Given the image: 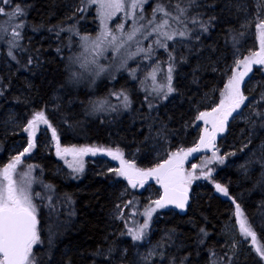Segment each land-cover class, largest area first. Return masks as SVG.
I'll list each match as a JSON object with an SVG mask.
<instances>
[{
  "label": "rangeland",
  "instance_id": "374dc122",
  "mask_svg": "<svg viewBox=\"0 0 264 264\" xmlns=\"http://www.w3.org/2000/svg\"><path fill=\"white\" fill-rule=\"evenodd\" d=\"M83 2L71 0L67 7L72 11H81L85 16L90 13L91 21H95L96 24L94 27H87V24L83 23L71 29L75 40L70 45L69 65H72L76 80L81 79V83L86 80L93 85V88L102 80H115L118 76L126 74L136 82L146 98H149L150 102L147 100L146 102L150 112L144 117L148 121L149 132L142 143L145 147L143 159L152 158L156 164L148 169L156 168L166 160L173 159L174 164L179 163L181 176L192 177L186 185L187 193L192 196V186L196 181L208 178L216 169L227 165L245 176L257 172L259 180L255 184L254 192L264 196V80L261 78L264 74V64L249 65L251 70L247 71L240 82V91L246 99L227 117L222 131L219 130L220 113L213 112L214 108L220 107L221 100L225 99L229 79L245 71L244 64L238 62L247 58H261L253 57L252 54L261 52V30L257 25L264 20V0H229L227 13L235 26L231 30L230 38L224 43L232 46V50L220 49L218 52H214L205 43L206 32L197 26L200 20L193 12V8H199L202 11L201 17H205L206 11L202 2L192 4L189 2L186 6L180 7L186 0H146L142 4L138 3L136 8H132L131 0H123L125 6L119 10L101 8V2L107 3V0H96L95 3L91 0H83ZM158 7H163L164 12L156 11ZM90 8L92 9L89 10ZM14 9L15 6L10 13L4 11L0 14V54L4 48L5 65L10 64L8 58L12 57L14 51L20 47V34L25 23L22 16L13 15ZM165 12L169 14L165 15ZM19 19H22L21 23L18 22ZM165 20L167 24L163 23ZM193 20L197 22L193 23ZM203 23H207L206 18L203 19ZM181 32L185 35L181 36ZM16 33H19V36ZM169 35L172 36L170 40L167 38ZM246 42L249 48L246 47ZM261 56L264 57V53H261ZM191 59L192 74H217L222 78V86L220 89L213 87L207 95H203L197 106H194L195 119L187 130L192 129L195 136L190 142L191 146L185 148L180 142L176 143L173 136L165 132V126L154 118L158 114V104L167 102L175 94L177 65ZM170 67L172 79L169 82L167 77ZM169 83L174 89L171 93L167 90ZM20 84L19 81L14 84L15 92L21 89ZM28 88L29 86L26 89ZM21 93H25V90L22 89ZM125 96L130 102L127 106ZM54 101L59 102L57 98ZM132 103L133 100L126 91L112 92V95L94 103L96 113L93 114L100 115L103 119L107 117L111 119L119 113H131ZM202 112L211 115L199 119ZM131 118L138 119L136 111ZM25 129H28V138H15L13 141L8 138L9 135L19 134ZM82 130L83 127L78 126L72 132L78 138ZM0 138L7 147L6 158L14 160L15 157L20 156V159L25 157V160L31 161V157H34V147H39L40 160L47 155L53 156L55 168L52 173L65 182L81 181L87 172L88 164L92 165V171L99 175L113 176L111 185L119 187L121 199L112 214L115 232L109 243H111L110 247L117 245L118 248L100 251L95 255L96 259L108 264H156L163 259L165 253L169 252L167 246H175L174 232H167L163 241L159 243L149 239L154 218L165 209L157 207L154 203L161 199L163 188L161 183L154 175L146 178L134 177L135 187H133L128 178L118 171L122 168L121 159H114L108 154L109 150L113 153L119 150L120 156L127 164L134 165L135 169L147 171V168L137 165L139 150L131 146L123 150L118 146L64 145L56 134L55 137L53 136L48 124L37 121L29 128V122L11 104L0 113ZM201 138H204L207 146L201 144ZM209 140L211 143H207ZM30 142L33 145L31 148H29ZM197 146H199L198 151H189ZM85 148L97 149V151L95 155L92 152L79 151ZM25 149L28 151L25 152ZM176 153H179L178 157H174ZM81 168L82 170H79ZM42 172L33 164L24 170L17 169L11 172L16 187L30 186L33 203L36 204L35 197L42 202L41 205L36 204L38 221L41 207L47 211L56 209L51 205L46 189L35 191V186L44 184L41 178ZM142 179L143 183H141ZM6 184L2 169L0 186ZM36 193H39V196H36ZM261 204L254 223H250L240 205L243 215L238 216L237 206L235 207L233 218L228 222L225 230L229 253L247 256L252 252L260 256L256 249L264 251V245L258 236V229L264 230V200ZM59 208L63 210L61 205ZM152 209L154 211H151L149 217L146 213ZM241 221L255 234V241L251 236L242 233ZM145 223L148 225L146 228ZM137 234L140 235V239H133ZM127 239H130L134 248L129 246ZM39 243L33 246V254Z\"/></svg>",
  "mask_w": 264,
  "mask_h": 264
},
{
  "label": "trees",
  "instance_id": "16d2710c",
  "mask_svg": "<svg viewBox=\"0 0 264 264\" xmlns=\"http://www.w3.org/2000/svg\"><path fill=\"white\" fill-rule=\"evenodd\" d=\"M68 2L71 0L0 2V8L7 13L17 5L23 8L22 19L25 21L20 47L8 58L9 65L4 63L5 49L1 50L0 113L11 104L30 122L36 113L43 112L50 130L55 131L64 145L118 146L123 150L131 146L140 151L139 167L148 169L154 166L156 162L152 158L143 159L145 147L142 146L149 132L148 121L144 117L150 112L146 102L150 100L136 82L126 74L115 80H102L94 88L86 80H83L86 83L76 80L72 65H69L70 45L75 40L71 29L83 23L94 27L96 22L91 21L90 13L85 16L79 10H70ZM189 2L204 4L205 17H201L199 8H193V12L200 20L198 27L204 18L207 19L205 43L214 52L220 49L231 51L232 46L224 43L235 26L227 13L229 0H186L180 7ZM22 19L18 22L21 23ZM245 45L249 48L247 42ZM192 63L191 59L177 65L175 94L167 102L158 104V114L154 118L165 126V132L173 136L176 143L180 142L185 148L191 146L195 136L192 129L187 130L195 119L194 106L213 87L220 89L222 86V78L217 74H192ZM261 78L264 80V74ZM16 81L21 83L19 92L14 91ZM22 89L25 93H21ZM117 91H126L130 95L132 112L119 113L111 119L94 116V103ZM56 98L57 103L54 101ZM134 111L138 116L136 120L131 118ZM78 126L83 130L77 138L72 131ZM8 138L12 141L15 138L26 139L28 131ZM6 154V144L0 138V171L12 160L6 158ZM40 154L39 147H34L31 161L22 157L15 169L24 170L31 164L40 168L44 184L35 186V191L46 189L51 205L56 208L55 211H47L41 207L40 243L33 254L34 264H108L96 259L95 255L109 248H118L117 245L110 247L109 243L115 232L112 214L121 199L119 187L111 185L113 176L99 175L88 164L81 181L65 182L52 173L54 157L47 155L40 160ZM258 180L257 172L245 176L226 165L216 169L208 178L196 181L185 214L164 209L153 220L150 241H163L167 232L176 235L175 246H167L169 252L156 264H264L256 253L251 252L247 256L229 253L225 233L237 204L244 209L250 223L256 221L264 200L262 194L254 192ZM216 184L226 188L227 195L217 191ZM34 202L42 203L36 197ZM60 205L63 210H59ZM258 236L264 245V230L258 229ZM127 243L134 248L130 239Z\"/></svg>",
  "mask_w": 264,
  "mask_h": 264
},
{
  "label": "snow or ice",
  "instance_id": "6c2138e0",
  "mask_svg": "<svg viewBox=\"0 0 264 264\" xmlns=\"http://www.w3.org/2000/svg\"><path fill=\"white\" fill-rule=\"evenodd\" d=\"M0 2L8 4L11 0H0ZM92 3H95L96 0H91ZM146 2V0H131L130 7L136 8L139 4ZM101 8H115L117 10L124 8L123 0H107V3L101 2ZM156 11L164 12L163 7H158ZM4 13V9L0 8V14ZM23 10L17 5L14 9V16H22ZM165 15L169 13L165 12ZM143 19V17H140ZM213 19V18H210ZM196 20H193V23H196ZM164 24H167V20L163 21ZM200 27L203 31H208V25L206 23H201ZM257 27L260 31V45L261 52H254L253 57H261L259 59L247 58L241 60L238 63H242L245 66V71L239 73L238 75L232 76L228 85L226 86V96L224 100H221L220 107L214 108L213 112L220 113L219 124L220 129L223 130V125L227 121V117L231 115L232 111L236 108H239L240 105L244 102L246 97H244L240 91V82L244 75L247 74V71H250L249 65L251 63L264 64V57L261 56V53H264V20L261 21ZM19 36V33H16ZM181 36H184L185 33L181 32ZM131 38V37H129ZM170 40L172 36H167ZM86 39V38H85ZM115 39V37H113ZM11 55V53H9ZM172 68H169V75L167 77L170 82ZM168 93L174 91L169 83L167 85ZM126 106L128 103V98L124 97ZM227 102V107H226ZM223 110V111H222ZM211 113L202 112L199 115V119H204L208 117ZM43 122L48 124L47 119L44 116L43 112H38L35 114V117L32 121L29 122V128L33 127L37 122ZM207 123V121H205ZM28 129H25L27 131ZM215 130V125H214ZM214 135V133H213ZM53 136L55 137V131H53ZM207 143H211L209 140ZM201 144L206 145L204 138H201ZM33 145L29 143V148ZM99 151H104L103 149H98ZM199 146L189 151H198ZM28 149H25L27 152ZM65 151H68L65 149ZM81 153L92 152L95 155L97 149H80ZM109 155H112L114 159L120 158L122 168L119 169V173L123 176H126L129 180V183L133 184L135 187L134 177L146 178L148 176L154 175L159 183L165 190V195L160 200H156L154 203L157 207H164L166 204L172 203L176 207L183 209L185 203L187 202V188L186 185L192 179V177L185 178L180 174L179 163H175L173 159L166 160L164 164L157 165L156 168L148 169L144 171L142 169H135L134 165L127 164L126 161L122 159L119 154V150L113 153L111 150L108 151ZM23 155V153H21ZM215 155V153H214ZM179 153L174 154V157H178ZM20 163V156L14 158L12 163L8 164L3 168V178L7 181V184L0 186V264H34L33 260V246L37 244L40 240L37 219V206L33 203V194L30 191L29 187H16L13 184L11 178V172L15 170L17 164ZM79 170H82L79 169ZM143 183V179L141 180ZM217 191H220L227 195V189L222 187L220 184L215 185ZM39 196V193L35 194ZM151 211L149 210L146 214L151 217ZM237 215L242 216V212L237 205ZM148 225L145 223L144 227ZM203 231V230H202ZM241 231L245 236H251L253 241H255V234L251 229L241 221ZM133 239H140V235H134ZM256 251L260 254L261 258L264 259V251L257 248Z\"/></svg>",
  "mask_w": 264,
  "mask_h": 264
},
{
  "label": "water",
  "instance_id": "95a60500",
  "mask_svg": "<svg viewBox=\"0 0 264 264\" xmlns=\"http://www.w3.org/2000/svg\"><path fill=\"white\" fill-rule=\"evenodd\" d=\"M164 195H165V190L164 188H162L161 198L164 197ZM190 201H191V196L187 193V202L185 203V206L183 209L176 207L175 204H172V203L166 204L164 208L168 211H175L179 214H185L188 210Z\"/></svg>",
  "mask_w": 264,
  "mask_h": 264
}]
</instances>
